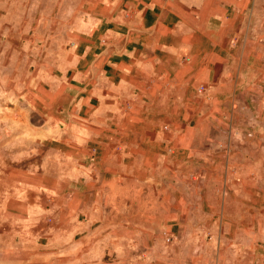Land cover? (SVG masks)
Masks as SVG:
<instances>
[{"label":"crops","instance_id":"1","mask_svg":"<svg viewBox=\"0 0 264 264\" xmlns=\"http://www.w3.org/2000/svg\"><path fill=\"white\" fill-rule=\"evenodd\" d=\"M257 1L60 4L58 39L49 41L55 55L18 100L26 109L14 137L18 159L0 165V234L23 204L33 224L29 264H148L149 241L179 221L174 161L207 159L216 149L205 130L215 121L188 112L216 88L225 101L227 81L243 79L248 57L253 80L264 78Z\"/></svg>","mask_w":264,"mask_h":264},{"label":"rangeland","instance_id":"2","mask_svg":"<svg viewBox=\"0 0 264 264\" xmlns=\"http://www.w3.org/2000/svg\"><path fill=\"white\" fill-rule=\"evenodd\" d=\"M63 2L0 0V165L2 158L18 159L12 158L20 147L14 137L26 120V109L18 100L35 85L33 76L45 59L55 55L49 41L58 39L61 17L57 11ZM72 2L66 0V6ZM257 6L264 7V0H258ZM252 65L248 57L243 79L227 81L225 101L216 88L215 98L202 100L195 111L188 112L191 118L215 121L216 128L205 130L213 134L216 149L204 154L207 159L174 161L170 182L180 201L179 221L163 224L160 237L149 241L152 254L144 258L148 264H264V95L259 93L264 90V78L253 80ZM240 89L242 94L235 96ZM37 151L42 154L41 148ZM5 163L10 169V160ZM17 198L26 204L22 191ZM19 207L18 219L3 221L0 264L31 261L33 240L28 233L33 224L26 222L23 204ZM36 226V231L45 229L40 222ZM35 243L42 247V240Z\"/></svg>","mask_w":264,"mask_h":264}]
</instances>
